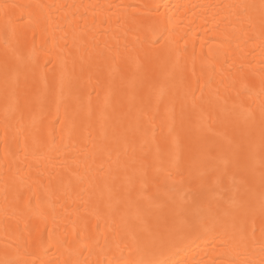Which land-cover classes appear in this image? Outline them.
I'll return each mask as SVG.
<instances>
[{"label": "bare ground", "instance_id": "bare-ground-1", "mask_svg": "<svg viewBox=\"0 0 264 264\" xmlns=\"http://www.w3.org/2000/svg\"><path fill=\"white\" fill-rule=\"evenodd\" d=\"M0 264H264V0H0Z\"/></svg>", "mask_w": 264, "mask_h": 264}]
</instances>
